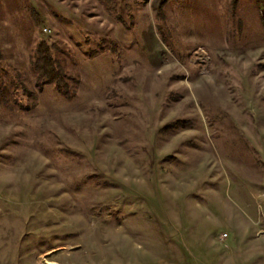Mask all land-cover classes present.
<instances>
[{"label":"rangeland","instance_id":"obj_1","mask_svg":"<svg viewBox=\"0 0 264 264\" xmlns=\"http://www.w3.org/2000/svg\"><path fill=\"white\" fill-rule=\"evenodd\" d=\"M158 1L0 0V264H264V0Z\"/></svg>","mask_w":264,"mask_h":264},{"label":"trees","instance_id":"obj_2","mask_svg":"<svg viewBox=\"0 0 264 264\" xmlns=\"http://www.w3.org/2000/svg\"><path fill=\"white\" fill-rule=\"evenodd\" d=\"M108 2L111 0H107ZM172 0H159L158 4H166ZM119 21L118 17H115ZM54 46L46 42H39L35 48L36 59L33 67L39 80L52 85L57 93L67 99L74 96V92L67 84V77L58 61L53 57Z\"/></svg>","mask_w":264,"mask_h":264}]
</instances>
